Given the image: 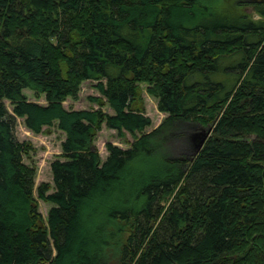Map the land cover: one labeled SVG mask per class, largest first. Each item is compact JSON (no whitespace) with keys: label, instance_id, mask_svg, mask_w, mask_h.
<instances>
[{"label":"trees","instance_id":"1","mask_svg":"<svg viewBox=\"0 0 264 264\" xmlns=\"http://www.w3.org/2000/svg\"><path fill=\"white\" fill-rule=\"evenodd\" d=\"M86 80L99 106L66 107ZM18 117L66 133L54 185ZM104 123L129 146L102 161ZM0 264H264V0H0Z\"/></svg>","mask_w":264,"mask_h":264},{"label":"rangeland","instance_id":"2","mask_svg":"<svg viewBox=\"0 0 264 264\" xmlns=\"http://www.w3.org/2000/svg\"><path fill=\"white\" fill-rule=\"evenodd\" d=\"M201 1L208 5L214 4L217 6L223 0H201ZM247 10L251 12L252 8L248 7ZM256 17H258V15H256ZM96 83H97L96 80L84 81L82 83L79 97L75 99L68 98L64 102L65 106L73 107L75 109L98 107L99 105L90 99L91 96L101 95V92L96 87ZM143 86L145 87L146 84H143ZM25 93L31 100H37L40 103H47L44 94H41L40 97H37L35 92L31 89H26ZM143 95L145 102V112L147 115H149L152 118V125L147 128V130L149 131L155 128L156 126H158L166 118L167 113L159 109L157 98L150 95L146 90H144ZM5 102L8 108L12 110L13 107L10 100H6ZM104 109L110 113L114 112V110L108 105H106ZM207 131H209V128L206 127L202 128V134H200L199 137L201 138L203 133ZM16 133L19 139L31 140L34 144V150L32 151L29 157H26V161L30 162L32 160L37 165L36 186L43 181L50 182L51 184L54 185L53 173L51 170V162L57 157H59L60 154L62 153V141L65 139L66 133L63 130H61L56 123L50 127H46V130L44 132L41 133L33 132L32 130L26 127L23 117L17 118ZM126 139H128L129 141H133L134 138L129 132H127ZM196 140L197 137H195L194 135L193 137L190 138L189 134H184L176 139V145L174 148H164L161 150L162 152L164 151V153L168 154L166 155V157L177 154L187 155L191 153L192 149H194V151L196 150L198 145V143H196L197 142ZM108 142H113L114 144H117L124 148H127L129 146V143L126 142V140L124 141L122 136L119 135L117 129L108 127L104 123L96 138V145L97 148L99 149L102 161H104L109 155V152L106 148ZM160 156L161 154H159V156L156 155L152 157L153 158L152 160L154 162H157L159 158H161ZM151 163L152 162L145 163L143 161L141 162L133 161L131 162V166H129V169L138 170L141 167L147 168V165ZM162 167H163L162 165H160V167L156 166V170ZM152 170H154L153 167H151V170L149 171ZM35 194L38 197L37 190H35ZM38 199L40 203V210L42 211L44 217L46 218L48 215V210L52 204L49 202H45L43 199L40 198Z\"/></svg>","mask_w":264,"mask_h":264},{"label":"water","instance_id":"3","mask_svg":"<svg viewBox=\"0 0 264 264\" xmlns=\"http://www.w3.org/2000/svg\"><path fill=\"white\" fill-rule=\"evenodd\" d=\"M210 132H211V130L209 129V131L203 133L202 137L200 138V140L198 142V145H197V148H196V152L199 151L202 148V146H203L207 136L210 134Z\"/></svg>","mask_w":264,"mask_h":264}]
</instances>
